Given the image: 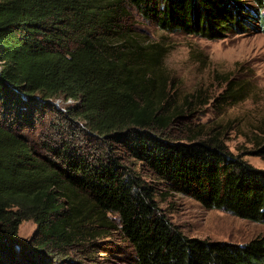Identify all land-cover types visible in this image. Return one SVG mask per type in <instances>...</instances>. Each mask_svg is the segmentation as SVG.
<instances>
[{"label":"trees","instance_id":"trees-1","mask_svg":"<svg viewBox=\"0 0 264 264\" xmlns=\"http://www.w3.org/2000/svg\"><path fill=\"white\" fill-rule=\"evenodd\" d=\"M243 1L0 0V264H50L47 252L111 232L135 264H264V234L242 244L186 236L127 164L206 209L264 224V170L202 126L172 134L191 103L173 104L164 46L128 24L134 10L166 32L220 39L257 14L264 30V0ZM226 82L223 104L248 96L249 81ZM58 99L74 104L61 111ZM81 135L105 148L92 154ZM28 220L39 238L18 236Z\"/></svg>","mask_w":264,"mask_h":264},{"label":"rangeland","instance_id":"rangeland-1","mask_svg":"<svg viewBox=\"0 0 264 264\" xmlns=\"http://www.w3.org/2000/svg\"><path fill=\"white\" fill-rule=\"evenodd\" d=\"M243 2L247 6L254 5L250 0ZM258 14L264 15V9ZM252 16L246 31L231 30L220 39L166 32L134 10L128 24L144 39L164 46L162 71L170 82L173 104L185 107L187 102L191 103V111L181 123L173 126L172 134H180L179 130L185 125L193 129L202 126L203 136L205 133L216 136L231 154L264 170V159L254 152L263 142L260 130L264 127V30L258 15ZM230 78L250 82L248 96L233 105L221 101ZM53 103L66 111L74 101L58 99ZM50 120L61 124L59 128L64 131L71 129L59 116L51 115ZM34 135L37 142L41 140L39 134ZM78 141L94 155L105 148L101 138L81 135ZM127 164L155 189V200L162 213L186 236L242 244L264 234L263 223L206 209L190 197L166 191L140 162L130 159ZM18 236L27 241L39 238L37 225L31 220L23 221ZM47 254L50 264H135L129 245L113 232L88 240L84 245L53 249Z\"/></svg>","mask_w":264,"mask_h":264}]
</instances>
